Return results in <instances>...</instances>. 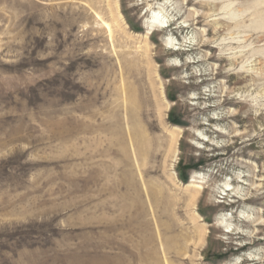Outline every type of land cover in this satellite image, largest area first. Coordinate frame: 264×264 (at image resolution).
<instances>
[{"label": "rangeland", "instance_id": "1", "mask_svg": "<svg viewBox=\"0 0 264 264\" xmlns=\"http://www.w3.org/2000/svg\"><path fill=\"white\" fill-rule=\"evenodd\" d=\"M0 264H264V0H0Z\"/></svg>", "mask_w": 264, "mask_h": 264}, {"label": "bare ground", "instance_id": "2", "mask_svg": "<svg viewBox=\"0 0 264 264\" xmlns=\"http://www.w3.org/2000/svg\"><path fill=\"white\" fill-rule=\"evenodd\" d=\"M161 13V12H160ZM160 13H158V14H156V12H154L153 14H154V19H153V23H155V25L157 24L158 26H160V27H162L163 28V26L165 25V23L167 22L166 20H165V17H161V16H159V14ZM116 19V18H115ZM110 31V30H109ZM147 39V38H146ZM187 187H192V184H187L186 185ZM194 187V186H193ZM193 199L195 198V195H196V192H193Z\"/></svg>", "mask_w": 264, "mask_h": 264}, {"label": "trees", "instance_id": "3", "mask_svg": "<svg viewBox=\"0 0 264 264\" xmlns=\"http://www.w3.org/2000/svg\"><path fill=\"white\" fill-rule=\"evenodd\" d=\"M180 177L183 181L186 180V177H184L183 174H181Z\"/></svg>", "mask_w": 264, "mask_h": 264}]
</instances>
